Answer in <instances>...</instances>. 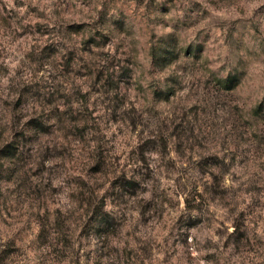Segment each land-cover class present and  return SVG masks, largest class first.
<instances>
[{"label": "rangeland", "instance_id": "rangeland-1", "mask_svg": "<svg viewBox=\"0 0 264 264\" xmlns=\"http://www.w3.org/2000/svg\"><path fill=\"white\" fill-rule=\"evenodd\" d=\"M0 264H264V0H0Z\"/></svg>", "mask_w": 264, "mask_h": 264}]
</instances>
